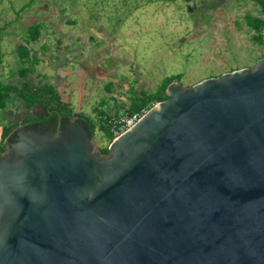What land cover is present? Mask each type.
Returning a JSON list of instances; mask_svg holds the SVG:
<instances>
[{
  "label": "water",
  "instance_id": "95a60500",
  "mask_svg": "<svg viewBox=\"0 0 264 264\" xmlns=\"http://www.w3.org/2000/svg\"><path fill=\"white\" fill-rule=\"evenodd\" d=\"M166 94L106 153L76 116L12 130L0 264H264V55Z\"/></svg>",
  "mask_w": 264,
  "mask_h": 264
},
{
  "label": "rangeland",
  "instance_id": "374dc122",
  "mask_svg": "<svg viewBox=\"0 0 264 264\" xmlns=\"http://www.w3.org/2000/svg\"><path fill=\"white\" fill-rule=\"evenodd\" d=\"M255 6L249 0H0V82L18 83L17 70L27 65L20 44L36 52L30 80L65 79L70 108L92 120L100 149L110 143L94 120L101 99L108 102L101 111L125 108L171 75L191 86L251 66L264 53L246 23V15L260 10ZM35 23L42 25L40 36L28 41L27 28ZM17 100L4 108L16 109L8 122L20 123L27 112Z\"/></svg>",
  "mask_w": 264,
  "mask_h": 264
},
{
  "label": "trees",
  "instance_id": "16d2710c",
  "mask_svg": "<svg viewBox=\"0 0 264 264\" xmlns=\"http://www.w3.org/2000/svg\"><path fill=\"white\" fill-rule=\"evenodd\" d=\"M252 1L259 5L262 11H264V0ZM246 23L255 32V35L253 36L254 42L256 44H261L264 46V42L259 36L260 29L264 27V19L248 16L246 18ZM41 26V23H35L27 28V34L29 36L28 41H36L38 39V37L40 36ZM17 52L20 60L23 63H27V65L19 67L17 73L20 76L28 77L30 74L36 71L35 65L39 62V58L37 57L36 52H32L30 48L22 44L18 46ZM263 55L264 53H262L261 57ZM11 73L12 75L15 74V72L13 71ZM180 79V74L171 75L169 77H166L161 83V86H159L158 89L154 92L148 93L145 91H141L138 96L132 98L128 110L135 111L144 106L151 107L153 104L159 101L168 99L169 96L166 94L167 85L173 80L180 81ZM13 97L21 99V101L23 102V106L27 110L28 114L23 119V121H28L32 118L34 119V116H32L30 109L36 104H42L49 112L50 119L54 122H57V120L59 119L62 124H65L67 123L70 116L77 115L82 117L83 121L87 123L88 127L94 133V124L92 120L89 119L88 116H85L83 113H75L72 108H70L69 103L61 100V97L58 94L55 85L49 82H43L42 79H40L38 82L26 80L20 87L11 84H3L0 82V109L5 108L9 103L13 104ZM95 111L98 113L101 112V110ZM15 126H17V123H13L7 127H4L2 131V139L7 141L13 140V134L11 132L15 128ZM99 129L104 133L106 137L109 138V141H111L112 136L108 133V131L100 126ZM4 149L5 146L0 143V152L4 151ZM100 150L102 153H106L108 151V148L107 146H105L103 148H100Z\"/></svg>",
  "mask_w": 264,
  "mask_h": 264
},
{
  "label": "built area",
  "instance_id": "2783aa9c",
  "mask_svg": "<svg viewBox=\"0 0 264 264\" xmlns=\"http://www.w3.org/2000/svg\"><path fill=\"white\" fill-rule=\"evenodd\" d=\"M259 36L264 42V27L260 29ZM149 108L148 106H144L135 111L128 110V107L104 109L99 113L95 112L94 120L100 127L108 131L112 136L111 140H113L132 128Z\"/></svg>",
  "mask_w": 264,
  "mask_h": 264
},
{
  "label": "crops",
  "instance_id": "0c3cea01",
  "mask_svg": "<svg viewBox=\"0 0 264 264\" xmlns=\"http://www.w3.org/2000/svg\"><path fill=\"white\" fill-rule=\"evenodd\" d=\"M251 3H252V5H253V7H256L255 6V2L254 1H252V0H249ZM259 6V5H258ZM259 9L260 10H258L257 11V13L256 14H254V13H251V14H249V15H246L245 17L247 18L248 16H252V17H255V18H261V19H264V11H262V9L260 8V6H259ZM258 46H261V48H262V50H264V46L263 45H261V44H257ZM263 52V51H262ZM261 55H262V53H260V55H259V57H256V59L255 60H257L258 58H260L261 57ZM254 60V61H255ZM36 74H39V71H37L36 72ZM38 76V75H37ZM19 77V76H18ZM17 76H16V78H18ZM30 77H31V75H29L28 77H23V76H21V77H19V81H18V83L17 84H13V85H15V86H18V87H20L22 84H23V82H25L26 80H29V81H31L30 80ZM15 78V79H16ZM44 78H46V76H39V78H37L36 77V82H38L40 79H42V81L43 82H49V83H51V84H53V85H55V88L57 89V92H58V94L60 95V97H61V100L62 101H65V102H67V103H69V106L71 107L72 106V102H71V100H72V97H71V100L69 99L70 97H69V90L71 89V86L69 85V84H67L66 83V81H65V79H63V81L62 82H60L59 80H55L54 81V79H52L51 80V78L49 79V77L48 78H46V79H44ZM49 80V81H48ZM32 82H34V81H32ZM66 83V84H65ZM12 85V84H11ZM73 88H74V86H73ZM72 88V89H73ZM18 99V98H17ZM17 102H19L20 104H22L23 102L21 101V99H18L17 100ZM15 103V101H13V104ZM10 104H12V103H9L8 105H10ZM108 104V102L106 101V100H103V99H101L100 100V102H99V104H95V106L93 107V110H94V112H96L95 110H100L101 109V107H106V106H103V105H107ZM8 105L6 106V107H8ZM72 108H73V106H72ZM3 110H4V108H3ZM6 113H8V115L6 116V117H4V118H2V113H1V111H0V143H2V145H4L5 146V144H6V140H4V139H2V131H3V128L4 127H7V126H9V125H11V124H13V123H17V125L19 124V119H16L13 123L12 122H8V119H9V116L12 114V113H15L16 112V109H14V108H11L10 106H9V109H5L4 110ZM79 113H81L80 111H79ZM21 123V122H20Z\"/></svg>",
  "mask_w": 264,
  "mask_h": 264
},
{
  "label": "flooded vegetation",
  "instance_id": "af4514ba",
  "mask_svg": "<svg viewBox=\"0 0 264 264\" xmlns=\"http://www.w3.org/2000/svg\"><path fill=\"white\" fill-rule=\"evenodd\" d=\"M30 112H31V109H30ZM26 113H24L21 116V119H24L27 116ZM31 114H32V112H31ZM37 114L38 115H42L43 112L41 111V112H38ZM49 115L50 114H48L47 116L42 117L41 119H37V117L34 116V119L32 118L31 120H28V121L21 120L20 122L23 123V124H27L29 127L35 128L37 130H40L41 132H45V131H47L49 129H53L55 131L56 130H60L66 124V123L62 124V122L59 119L57 120V122H54L53 120L50 119ZM32 116H33V114H32ZM76 117H77V119H76L77 121L83 122V123H85L87 125V123L83 121L82 117L77 116V115H76ZM68 121H69V118H68Z\"/></svg>",
  "mask_w": 264,
  "mask_h": 264
}]
</instances>
